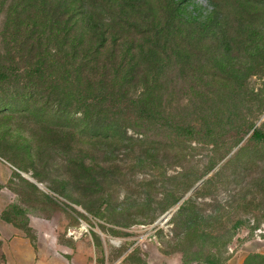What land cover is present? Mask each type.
<instances>
[{"label":"rangeland","instance_id":"obj_1","mask_svg":"<svg viewBox=\"0 0 264 264\" xmlns=\"http://www.w3.org/2000/svg\"><path fill=\"white\" fill-rule=\"evenodd\" d=\"M249 125L264 131V0H0V248L264 264Z\"/></svg>","mask_w":264,"mask_h":264},{"label":"crops","instance_id":"obj_2","mask_svg":"<svg viewBox=\"0 0 264 264\" xmlns=\"http://www.w3.org/2000/svg\"><path fill=\"white\" fill-rule=\"evenodd\" d=\"M0 252L4 254V260H0V264H51L37 259L31 244L18 235L3 243Z\"/></svg>","mask_w":264,"mask_h":264},{"label":"trees","instance_id":"obj_3","mask_svg":"<svg viewBox=\"0 0 264 264\" xmlns=\"http://www.w3.org/2000/svg\"><path fill=\"white\" fill-rule=\"evenodd\" d=\"M248 129L250 130V139L264 144V131L251 128V125H249ZM206 261L208 264H216L215 261L212 260V258H209V260Z\"/></svg>","mask_w":264,"mask_h":264}]
</instances>
